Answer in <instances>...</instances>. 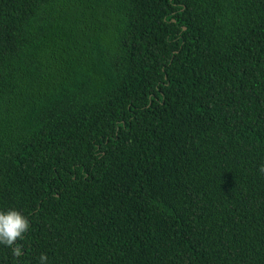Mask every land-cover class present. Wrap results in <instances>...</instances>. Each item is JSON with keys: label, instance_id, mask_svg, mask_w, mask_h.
<instances>
[{"label": "trees", "instance_id": "trees-1", "mask_svg": "<svg viewBox=\"0 0 264 264\" xmlns=\"http://www.w3.org/2000/svg\"><path fill=\"white\" fill-rule=\"evenodd\" d=\"M262 165L264 0H0V264H264Z\"/></svg>", "mask_w": 264, "mask_h": 264}, {"label": "clouds", "instance_id": "clouds-1", "mask_svg": "<svg viewBox=\"0 0 264 264\" xmlns=\"http://www.w3.org/2000/svg\"><path fill=\"white\" fill-rule=\"evenodd\" d=\"M260 171L264 172V165L261 166ZM29 229L30 221L21 211L16 208L0 209V245L11 248L14 258L23 255L22 246L16 242L23 240ZM48 261L49 258L44 253L38 257V264H48ZM13 264H20V261L14 259Z\"/></svg>", "mask_w": 264, "mask_h": 264}]
</instances>
